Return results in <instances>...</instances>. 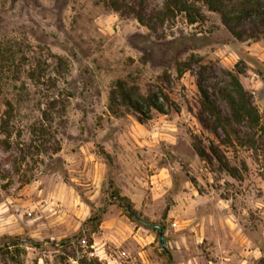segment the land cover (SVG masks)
Segmentation results:
<instances>
[{
  "label": "rangeland",
  "instance_id": "1",
  "mask_svg": "<svg viewBox=\"0 0 264 264\" xmlns=\"http://www.w3.org/2000/svg\"><path fill=\"white\" fill-rule=\"evenodd\" d=\"M142 2L148 27L134 0H0V264H264V147L201 94L229 115L236 75L264 119V30ZM120 81L165 113L110 103Z\"/></svg>",
  "mask_w": 264,
  "mask_h": 264
},
{
  "label": "trees",
  "instance_id": "2",
  "mask_svg": "<svg viewBox=\"0 0 264 264\" xmlns=\"http://www.w3.org/2000/svg\"><path fill=\"white\" fill-rule=\"evenodd\" d=\"M134 1L135 5L131 6V12L135 19L141 25L150 26L149 17H146L142 10V0ZM114 5L117 4L115 3ZM201 5L211 12L219 13L224 25L239 41L254 37L253 34L247 33L248 29L244 30L242 28L243 32L238 30L241 27V20L253 24L258 23L261 25V29L264 30V0H164L162 9L155 14L154 19L157 23L163 24L169 17L171 18L175 14H182L187 23L193 24L203 18L201 15ZM257 29L254 24L249 31L254 33ZM218 93L228 107L229 115L223 117L207 93L201 89L203 104L209 116L214 118L217 124L223 128L231 126L232 123L244 125V127L253 132V137L255 134L258 135L260 143L264 147V119H262L257 107L251 100V96L243 88L238 77L229 74L227 83L219 87ZM116 98H120L133 112L139 114L144 119L149 117L152 109L162 114L165 113L164 105L159 102L158 97L153 94L143 97L137 87L132 86L128 88L122 81L117 83L116 91L112 92L110 103L114 104ZM252 143H255L254 139H252ZM197 153L202 158L206 156L202 150H199ZM219 164L221 169L225 170L230 176L238 177L236 168L231 167L225 161L219 162ZM124 209L140 225L148 229L158 228L156 224L141 219L129 205L124 206Z\"/></svg>",
  "mask_w": 264,
  "mask_h": 264
},
{
  "label": "water",
  "instance_id": "3",
  "mask_svg": "<svg viewBox=\"0 0 264 264\" xmlns=\"http://www.w3.org/2000/svg\"><path fill=\"white\" fill-rule=\"evenodd\" d=\"M162 234H163V229L162 228H159V238H160V244L161 246L163 247V242H162Z\"/></svg>",
  "mask_w": 264,
  "mask_h": 264
}]
</instances>
